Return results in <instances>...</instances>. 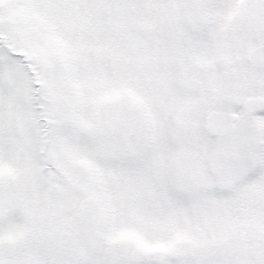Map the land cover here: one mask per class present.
I'll use <instances>...</instances> for the list:
<instances>
[{
  "label": "snow or ice",
  "instance_id": "snow-or-ice-1",
  "mask_svg": "<svg viewBox=\"0 0 264 264\" xmlns=\"http://www.w3.org/2000/svg\"><path fill=\"white\" fill-rule=\"evenodd\" d=\"M0 264H264V0H0Z\"/></svg>",
  "mask_w": 264,
  "mask_h": 264
}]
</instances>
